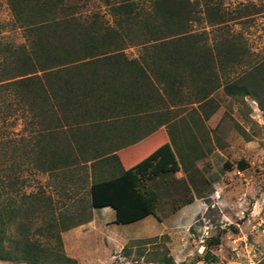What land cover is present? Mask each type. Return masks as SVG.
I'll return each mask as SVG.
<instances>
[{"label": "rangeland", "instance_id": "1", "mask_svg": "<svg viewBox=\"0 0 264 264\" xmlns=\"http://www.w3.org/2000/svg\"><path fill=\"white\" fill-rule=\"evenodd\" d=\"M12 1L0 0L2 51L26 46L28 23L16 18ZM58 1L59 14L85 22L97 20L109 27L116 26L125 10L137 12L151 3ZM195 1L198 6L191 31L205 32L209 43L236 37L243 53L238 64L219 70L223 80L246 82L264 101L260 77L246 72L264 66V0H216L220 11L230 18L219 25H210L201 11L202 0ZM122 52L127 60H138L144 46L130 43ZM115 65L123 70L134 67L125 62H97L103 85L109 83ZM192 85L183 82L174 90L161 91L164 100L157 101L154 111L167 123L160 130L173 141L180 167L145 182L146 188L158 195L155 214L125 224L114 222L112 207L91 205L90 182L117 174L112 161L94 167L89 163L73 166L65 172L34 168L32 160L27 163L22 144L39 123L30 112L12 111L11 95L4 99L1 94L0 213L5 246L16 251V240L26 236L46 252H62L75 260L69 264H152L146 263L150 253L164 249L174 264H264V110L251 96L231 97L222 86L210 94L209 101L197 105ZM148 146L149 142L144 148ZM7 208L14 210L13 217L4 216ZM68 222L81 223L64 230ZM221 229L219 243L211 246L216 259L202 260L206 240ZM136 240L140 241L132 243ZM127 245L131 253L124 256ZM0 264L25 263L0 260Z\"/></svg>", "mask_w": 264, "mask_h": 264}, {"label": "trees", "instance_id": "2", "mask_svg": "<svg viewBox=\"0 0 264 264\" xmlns=\"http://www.w3.org/2000/svg\"><path fill=\"white\" fill-rule=\"evenodd\" d=\"M197 4L195 0H151L147 9L133 13L125 10L119 14L116 26L109 27L97 20L85 22L73 15L59 14L58 0L12 1L16 18L28 23L26 46L0 50V95L4 99L11 95L15 105L12 111L30 112L39 123L22 144L27 163L32 160L31 165L42 172L59 169L65 172L88 163L94 167L101 161H112L114 169L119 164L116 150L164 123L161 114L154 111L157 101L164 100L161 91L174 90L176 84L183 82L195 87L197 105L209 101L210 94L222 86L231 97L251 96L264 110L262 96L246 82L223 80L219 74V70L236 64L243 54L236 37L209 43L205 32L191 31ZM127 5L133 8L132 3ZM201 11L210 25L230 19L220 11L216 0H202ZM130 43L144 46L138 60H127L122 52ZM106 60L134 67L123 70L115 65L109 83L103 85L95 65ZM246 72L258 75L264 88V66ZM124 77L126 80H121ZM145 122L147 125L141 127ZM172 142L169 138V142L160 144L117 174L91 180V205L111 206L115 223H130L154 215L158 195L146 188L145 182L179 169ZM238 165L243 167V160ZM4 216L13 217L14 210L7 208ZM1 217L0 213V260L25 264L75 263L62 252L44 251L26 236L16 240V251L9 250L4 244ZM79 223H65L63 229ZM223 231L206 240L202 260L216 259L211 246L219 243ZM130 253L129 245L125 246L123 255ZM150 254L146 263L174 264L166 249Z\"/></svg>", "mask_w": 264, "mask_h": 264}, {"label": "crops", "instance_id": "3", "mask_svg": "<svg viewBox=\"0 0 264 264\" xmlns=\"http://www.w3.org/2000/svg\"><path fill=\"white\" fill-rule=\"evenodd\" d=\"M167 123H160L156 125V129L152 131L151 133H148L147 135L143 136L139 140L123 147L118 150H116L114 153H116L119 156L122 157V159L119 158V164H116V167L114 170H117V173H119L123 168L126 169L129 166L135 164L136 162L140 161L146 155H148L150 152H152L157 146L164 142H169V136L168 133H163L160 129H165ZM147 125V122L144 124L141 123V127ZM116 131H114V136ZM118 135V134H117ZM149 142V146L145 149L144 145ZM144 148V149H143ZM135 153V155H134ZM128 154H131V156H126ZM105 163L104 161H101L97 165H102ZM106 207V206H104ZM111 207V206H110ZM115 218V217H114Z\"/></svg>", "mask_w": 264, "mask_h": 264}]
</instances>
